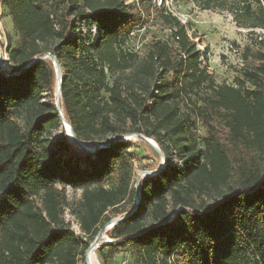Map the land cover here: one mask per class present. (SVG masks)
I'll return each mask as SVG.
<instances>
[{
	"label": "trees",
	"instance_id": "trees-1",
	"mask_svg": "<svg viewBox=\"0 0 264 264\" xmlns=\"http://www.w3.org/2000/svg\"><path fill=\"white\" fill-rule=\"evenodd\" d=\"M191 1L264 32V0ZM0 12L18 38L16 47L7 39L8 64L21 70L0 71V264H85L99 225L130 211L97 249L102 264L122 251L133 264H264V54L237 86L216 85L187 27L151 0L139 10L119 0H0ZM152 14L168 38L143 57L125 51ZM46 55L63 71L66 123L101 149L74 150L63 130L56 151L47 145L61 122ZM127 135L152 139L166 161L140 180L138 202L127 142H114ZM67 187L80 192L70 212L80 236L61 218ZM34 188L44 191L41 210ZM209 193L218 196L208 202Z\"/></svg>",
	"mask_w": 264,
	"mask_h": 264
},
{
	"label": "rangeland",
	"instance_id": "rangeland-1",
	"mask_svg": "<svg viewBox=\"0 0 264 264\" xmlns=\"http://www.w3.org/2000/svg\"><path fill=\"white\" fill-rule=\"evenodd\" d=\"M162 2L163 4L160 7H157L156 3L153 4L151 2V4L156 8L163 7L173 17L177 16L187 19L185 26L187 27L188 35L193 38L197 50L204 57L208 73L216 85L225 84L234 87L237 86L239 82L244 80V73L253 68L258 54H264V45L260 43L261 39L264 41V32L239 27L230 14L218 10H200L191 0H172V2L163 0ZM153 16L152 14V18L150 17V19L144 17L142 23L122 43V48L125 51L136 52L139 57H143L155 41L168 38V29L162 27L156 20V16L154 18ZM0 28L5 34L6 44L7 39H10L11 47H16L18 38L12 31L11 20L1 12ZM77 29L76 34L78 32H85L84 25L82 24L77 23ZM0 49L3 54L5 52L7 53V46L5 49L1 45ZM3 65L4 68L2 69L10 73L11 67L8 61H3ZM245 87L249 88V85L246 83ZM262 87L264 88V85ZM104 98H106V95H104ZM44 102H48V100ZM17 124L23 128V119H18ZM62 130L66 134L61 123V127L58 130L46 134L47 145L53 151H56V146L61 140ZM193 131L199 139L205 136V130L201 123L194 118ZM123 137L127 139L125 141L127 142L125 157L132 172L131 185L135 187L138 179H143L146 173L152 174L163 168L166 165V161L164 160L165 158H162L147 142L139 138V136L127 135ZM67 139H69L72 149L80 150V147L71 140L70 134ZM150 140L153 141L152 139ZM153 142L155 143V141ZM85 146L89 148L94 147L92 144L87 143ZM156 146L159 149L157 144ZM173 164L181 165V162L174 161ZM43 192V190L35 188L32 190L30 201L35 209L41 210L43 207ZM65 194L67 205L63 208L61 218L76 235L80 236L82 234L80 233L77 221L70 213L71 208L80 197V192H73L70 187H67ZM217 196L218 193H209L206 195V198L208 202H211ZM116 218L120 217H113L107 224L101 223L99 225L101 235L96 240V245L101 246L111 241L108 232L111 230L113 220ZM93 253L97 263L102 264L97 249H94ZM109 264H133L130 252L122 251L120 254L114 256Z\"/></svg>",
	"mask_w": 264,
	"mask_h": 264
},
{
	"label": "water",
	"instance_id": "water-1",
	"mask_svg": "<svg viewBox=\"0 0 264 264\" xmlns=\"http://www.w3.org/2000/svg\"><path fill=\"white\" fill-rule=\"evenodd\" d=\"M43 60H51L52 61V65H53V67H54V70H55V78H56V88H55V99H56V101H55V108H56V110H57V112H58V115H59V117H60V120H61V123H62V126H63V128H64V131L66 132L67 130L69 131V134H70V136H71V138H72V141L73 142H75L80 148H82L83 150H85L86 152H88V153H93V152H95L97 149H101L102 147H103V145H98V146H96V147H93V148H89V147H86L85 145H86V143H84V142H79L76 138H75V136H74V134H73V132H72V130H71V128H70V126L66 123V121H65V119H64V117H63V114H62V112H61V101H60V83H61V81H62V76H63V72H62V69H61V67H60V65H59V63H58V61L54 58V57H52V56H50V55H46L45 57H43ZM0 67L1 68H4V65H3V62L0 60ZM21 71V70H20ZM20 71H15V72H10V73H7L6 71H5V73L6 74H10V75H13V74H16V73H19ZM137 136H139V138H141L143 141H145V142H147L148 143V145L151 147V148H153L162 158H164V156H163V154L161 153V151H160V149H158L157 148V146H156V144L153 142V141H151L150 139H148V138H145V137H143V136H141V135H137ZM68 138V137H67ZM69 140V139H68ZM121 141H126L125 140V138L124 137H120V138H118L117 140H115L114 142H121ZM105 146H110V144H107V145H105ZM165 160V159H164ZM165 167V166H164ZM164 167L163 168H161V169H159V170H157L156 172H154V174L153 175H156L159 171H161V170H163L164 169ZM147 175H151V174H145L144 175V177L145 176H147ZM141 178V177H140ZM139 182H140V180L138 179L137 180V182H136V185H135V190H136V202H138V197H139ZM131 213H132V211H130V212H127L124 216H122V217H120V218H116V219H114L113 220V223H112V227L116 224V223H118V222H121V221H123L126 217H128V216H130L131 215ZM111 227V228H112ZM101 235V231H99L98 232V234L96 235V238H95V240H94V242L93 243H91L90 244V246H89V248L86 250V252H85V254H84V260H85V264H91L90 263V260H89V256H88V253L89 252H91V251H93L94 249H98L100 246H98V245H96V240L99 238V236ZM109 243H111V241H109L108 242V244ZM103 245H107V243L106 244H102L101 246H103Z\"/></svg>",
	"mask_w": 264,
	"mask_h": 264
},
{
	"label": "built area",
	"instance_id": "built-area-1",
	"mask_svg": "<svg viewBox=\"0 0 264 264\" xmlns=\"http://www.w3.org/2000/svg\"><path fill=\"white\" fill-rule=\"evenodd\" d=\"M119 1H121L124 5H126V6H134L135 8H137L138 10H139V0H119ZM163 0H151V2L154 4V3H156V6L157 7H160L162 4H163V2H162ZM170 2H172V0H169ZM164 3H165V1H164ZM175 18L181 23V24H183V25H185L186 24V22H187V19L186 18H180V17H177V16H175ZM1 45H3V47H5V49H6V46H7V44H6V38H5V34H4V32L2 31V29L0 28V48H1ZM0 60L3 62V61H5V62H7L8 61V58H7V53L5 52L4 54L2 53V51H1V49H0ZM0 71H3L4 73H5V71L2 69V68H0ZM6 74V73H5Z\"/></svg>",
	"mask_w": 264,
	"mask_h": 264
},
{
	"label": "bare ground",
	"instance_id": "bare-ground-1",
	"mask_svg": "<svg viewBox=\"0 0 264 264\" xmlns=\"http://www.w3.org/2000/svg\"><path fill=\"white\" fill-rule=\"evenodd\" d=\"M66 132H67L68 137H69V131L67 130ZM70 137H71V136H70ZM71 140H72V138H71ZM125 140H127V139H125ZM153 174H154V173H153ZM153 174H151V175H153ZM88 256H89V260H90V263H91V264H98L97 261H96V259H95V256H94L93 251L89 252V253H88Z\"/></svg>",
	"mask_w": 264,
	"mask_h": 264
}]
</instances>
